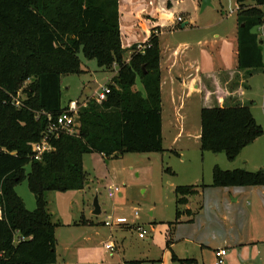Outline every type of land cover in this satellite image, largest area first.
I'll return each instance as SVG.
<instances>
[{
  "label": "trees",
  "instance_id": "1",
  "mask_svg": "<svg viewBox=\"0 0 264 264\" xmlns=\"http://www.w3.org/2000/svg\"><path fill=\"white\" fill-rule=\"evenodd\" d=\"M236 3L239 70L248 78L264 69V38L258 32L264 26V0ZM119 5L120 0H0V264H56L58 224L48 210L47 195L85 189V156L165 151L159 36L152 35L145 53H134V46L127 61ZM80 54L102 69L118 68L108 83L111 92L101 104L90 99L80 108L78 132L51 138L53 151L35 160L31 146L42 141L48 117L55 120L67 108L62 77L82 73ZM138 81L143 93L134 91ZM252 105L202 107L201 151L225 153L234 162L263 137ZM25 181L35 197V211L27 210L15 191ZM211 186H264V170L216 166ZM202 187H176L177 207ZM182 212L178 208L177 221ZM81 224L88 223L83 219ZM181 263L198 264L193 259Z\"/></svg>",
  "mask_w": 264,
  "mask_h": 264
},
{
  "label": "rangeland",
  "instance_id": "2",
  "mask_svg": "<svg viewBox=\"0 0 264 264\" xmlns=\"http://www.w3.org/2000/svg\"><path fill=\"white\" fill-rule=\"evenodd\" d=\"M199 2L198 9L187 21L191 25L208 26L225 17L237 18L236 0H211V7H207L206 10H203L201 0ZM172 4L185 6V2L179 4L178 0L173 1L171 6ZM214 31L216 30L209 31L211 35L209 37H213ZM199 35H202L200 30L179 27L172 33L165 31L162 44L164 47L168 44L176 47L180 42L194 43ZM196 46L197 44L194 45ZM130 56L131 53L127 52L125 59ZM79 58L82 73L64 76L61 80L62 101L65 106L70 100L89 102L93 96L103 90L118 71L117 67H114V72L102 69L95 60L85 59L83 54H80ZM251 85L252 89L248 96L256 101L254 113L264 127V77L254 78ZM134 91L143 93L140 81L134 87ZM23 97L24 95L21 96ZM187 116L189 117L187 124L191 127L190 135H185L179 142L167 136L163 153L126 152L108 158L97 153L87 155L84 158V171L88 175L90 183L88 187L80 191H55L47 195L48 210L53 216V223L58 224L57 227H60L61 223L70 224L74 220L81 222L87 218L93 221V226L100 232L95 243L108 238L106 243L113 241L118 247L117 250H120L123 246L121 241L125 239L121 252H106L103 246L99 247L94 260H90L93 263L125 264V259H131L142 262L139 264H164L162 253L167 248L170 252L166 264H182L181 261L192 259L191 256H195L193 258L198 264H215V252L220 249H226L233 260L232 264H238V260L243 259L240 255L235 257L229 239L237 234L245 236L251 229H254L252 236L255 238L263 233L264 186H254L253 189L236 187L239 191H236L235 195L230 194L232 192L230 188L212 187L214 167L234 170L233 168L240 165L241 159L234 163L227 159L225 153L201 151L199 136L201 115L200 111L197 112V105L193 106V113L187 110ZM257 145L263 147L264 142H259ZM261 169L264 170V167ZM111 185L121 190L114 198L109 196L108 188ZM201 185L205 187L200 188V192L192 197L193 224L189 222L188 224V219L177 224L176 212L178 208L181 210L183 207L176 205V187ZM15 191L24 200L27 210L35 211L36 201L29 191L28 183L25 181L19 184ZM223 192L227 193L225 199ZM96 198L102 210L100 215L92 214L95 210ZM233 198L238 200L233 202ZM223 199L232 203L231 210L226 208ZM137 212L138 218H136ZM110 217L113 221L125 218L129 223L105 227L104 223ZM137 225L151 228L144 240H140L138 236ZM70 230L73 228L61 227L58 231L60 237L58 262L67 256L68 247L65 244L67 240L72 239V236L68 235L66 239L64 232L72 234ZM184 238H190L191 243L184 242ZM251 248L248 250H252ZM260 249H262L260 259L257 258L259 263L255 262L256 264H264V247ZM256 254L258 255L256 257H259V254ZM247 257L248 261L253 259L251 255ZM147 260L149 261L146 262ZM224 260L227 264L226 258Z\"/></svg>",
  "mask_w": 264,
  "mask_h": 264
},
{
  "label": "crops",
  "instance_id": "3",
  "mask_svg": "<svg viewBox=\"0 0 264 264\" xmlns=\"http://www.w3.org/2000/svg\"><path fill=\"white\" fill-rule=\"evenodd\" d=\"M168 1L169 0H120L119 5L121 14L120 27L122 30V45L125 49L129 50V53H131V49L135 44L146 41L154 28H160L161 30L159 41L161 47L160 62L162 80L161 98L163 99V143L167 140V136H169L171 140L173 139L174 141L179 142L185 135H190L189 130L191 127L187 124V122H189L187 110H190V113H193L194 105H197L198 112L202 107H214L216 105L231 106L234 105V103L246 105L253 102L251 107L252 114H254L257 122L263 127V124L254 113L256 101L253 99L251 100L248 93H250L252 89L251 82L253 79L264 77V69L252 74L251 77L248 78L246 71L239 70V24L237 18L233 19L232 17H225L217 21V23L208 26H201L198 24L191 25L190 22L187 21L189 20L190 15L198 9L197 6L198 3H200L199 0H178L179 4L185 2V6H175V4H172L171 9L166 7ZM179 16L183 17L184 23H188L187 27L194 29V31H202V35H199V38L194 43L180 42L176 47L171 44L164 47V44H162V36L165 31L172 33L174 29L182 26L176 24L177 17ZM213 29L216 31H214L213 37H209V31ZM196 44L197 46L194 47ZM262 48V56L264 59V42ZM199 133L201 138V127ZM259 142H264V136L255 141L253 145L244 149L235 160L237 161L238 159H241L240 165L233 168L234 170L240 168L249 172H254L259 171V169L264 167V145L263 147H259L257 145ZM256 150L258 151L256 152ZM183 159L185 160L186 157L184 156ZM87 183L86 187L90 184L89 182ZM230 189L232 190L230 193L231 195H235L236 191H239L237 188ZM246 193H248V191ZM222 194L225 199L227 193L223 192ZM194 196L195 195L189 196L188 203L182 206L183 208L181 211L183 212L180 219L176 222L177 224L183 223L186 219H188L187 223L189 222L193 224L194 218L191 215V202L192 197ZM237 200L238 198H233V202ZM224 202L228 210L233 208L231 202ZM186 214H188V217H186ZM150 215H152V213H150ZM85 221H87L88 224L84 226L79 220H74L73 223H61L60 227H56V264H60L61 262L63 264H95L92 261L96 257L99 247L103 246L104 250L108 252L105 249L106 239L108 238L101 240L99 243H95L96 237L100 234L99 229L93 226V221H90L87 218H85ZM61 227H67L69 229L73 228V230H70L72 234H67V231L64 232V234L66 233V239L68 238V235H71L72 239L67 240V244H65L68 247L67 256L61 259V262H58L60 257V237L58 231ZM148 228L151 230L149 226ZM253 231L254 229H251L246 232L247 234L245 236H243V234H237L235 237H232V239H229L232 243V251L235 253V257L240 255V258L242 257L241 259H243L238 260V264L259 263L257 258L260 259V252L262 251L260 248L264 247V230L263 233L256 236V238L252 236ZM124 242L125 239L121 241L123 246ZM184 242L191 243L190 238H184ZM172 246L174 247L173 244ZM250 247H252V250H248ZM117 248L118 247H116L115 252L122 251V248L120 250H117ZM169 252L170 251L166 248L162 253V261L164 264H166L165 262ZM256 253L259 254V257H256L258 256ZM248 255L253 256V259L248 261L246 259ZM191 257L195 260V258H193L195 256ZM224 258H226L227 264L233 263V260L229 257L228 251ZM121 259L124 260L123 258ZM131 261L135 260H124L125 264H128ZM148 261L149 260L146 262Z\"/></svg>",
  "mask_w": 264,
  "mask_h": 264
},
{
  "label": "built area",
  "instance_id": "4",
  "mask_svg": "<svg viewBox=\"0 0 264 264\" xmlns=\"http://www.w3.org/2000/svg\"><path fill=\"white\" fill-rule=\"evenodd\" d=\"M184 23L183 17H177L176 24L181 25ZM260 35L264 38V26H261L259 28ZM161 33V30L158 31V28H154L151 33L149 34V37L146 41L137 43L135 44V49L133 50L134 53L137 54H142L145 53L146 49L152 47L151 44L149 43V39L152 37V35L159 36ZM133 46V47H134ZM130 58V57H129ZM129 58L127 61H129ZM111 92V88L108 86V84L103 88V90L98 93L97 95L93 96L92 99L96 100L99 104L107 101V95ZM16 104L20 106V102L18 99L15 100ZM88 104L87 101H80V100H70L69 104L67 105V108L63 111L61 115H59L57 118L49 119V124H48V130L46 134L44 135L42 141L40 142H35V144H32V153L34 156V159L36 160H42L43 154L45 153H50L53 151V147L50 143L51 138L57 137L59 133L64 132L68 135H73L78 132L81 124H80V119H79V112L80 108L86 107ZM109 190V196L111 198H114L117 196L118 193H120V189L115 186L111 185L108 188ZM139 217L138 212L136 213V218ZM129 221L126 220L125 218H118L117 220L113 221V219L110 217L107 222L104 223L106 227H112L113 224H116L117 226L119 225H128ZM138 226V236L140 239H145L148 232L149 228L148 227H143V226ZM105 249L108 252H115L116 245H114L113 241L108 242L105 244ZM227 255V250L226 249H220V251L215 252V264H225L224 257Z\"/></svg>",
  "mask_w": 264,
  "mask_h": 264
},
{
  "label": "water",
  "instance_id": "5",
  "mask_svg": "<svg viewBox=\"0 0 264 264\" xmlns=\"http://www.w3.org/2000/svg\"><path fill=\"white\" fill-rule=\"evenodd\" d=\"M202 6L203 10H205L207 7H211V0H202ZM182 29L186 28L188 26V23L181 24ZM88 184V183H87ZM94 215H100L102 213V210L100 209L98 199L96 198L94 201Z\"/></svg>",
  "mask_w": 264,
  "mask_h": 264
}]
</instances>
